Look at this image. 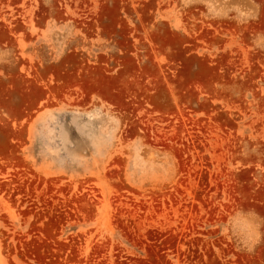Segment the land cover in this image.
Masks as SVG:
<instances>
[{"label":"rangeland","instance_id":"obj_1","mask_svg":"<svg viewBox=\"0 0 264 264\" xmlns=\"http://www.w3.org/2000/svg\"><path fill=\"white\" fill-rule=\"evenodd\" d=\"M0 264H264V0H0Z\"/></svg>","mask_w":264,"mask_h":264}]
</instances>
